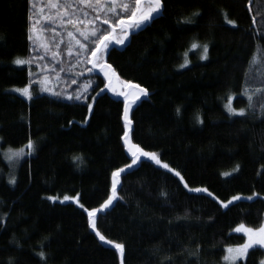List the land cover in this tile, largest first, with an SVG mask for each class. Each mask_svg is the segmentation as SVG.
Here are the masks:
<instances>
[{"label":"trees","instance_id":"16d2710c","mask_svg":"<svg viewBox=\"0 0 264 264\" xmlns=\"http://www.w3.org/2000/svg\"><path fill=\"white\" fill-rule=\"evenodd\" d=\"M69 2L68 13L75 12L77 24H68L67 15L64 24H51L55 32L42 33L49 44L45 51L28 37L49 24L45 16L56 12L49 0H0V137L7 147H22L29 139L38 143L36 153L20 163L14 185L0 153V264H120L115 249L91 230L83 209L47 198L79 193L86 208L99 207L111 194L112 171L131 163L122 139L123 102L108 93L96 95L104 79L87 72L90 64L83 55L77 63L74 42L73 55L67 54V32L83 42L76 29L90 30L105 13ZM163 3L162 16L131 35L123 51L112 48L107 62L122 79L149 92L132 111V141L158 153L189 187H207L214 197L191 192L174 174L141 161L121 176L117 195L123 199L99 213L97 228L107 239L126 245L124 264H221L227 246L245 242L244 235L233 232L239 223L264 222V116L259 108L243 117L224 108L230 95L243 94L249 62L256 58L257 70L264 68V0H252L250 9V0ZM82 19L94 22L79 23ZM60 40L61 55L54 60ZM194 42L209 45L208 59L179 70ZM17 58L30 63L16 65ZM45 67L60 78V87L76 78L69 87L73 91L92 81L90 118L82 101L42 94L37 88L31 100L8 91L26 86L33 77L42 79L48 74ZM247 80L249 87L264 86L258 76ZM234 107L247 109V97L238 96ZM77 156L82 163L74 160ZM237 164L240 170L233 172ZM224 172L232 175L225 177ZM254 193L260 195L228 208L219 204ZM263 259L264 249L255 247L240 264Z\"/></svg>","mask_w":264,"mask_h":264},{"label":"snow or ice","instance_id":"6c2138e0","mask_svg":"<svg viewBox=\"0 0 264 264\" xmlns=\"http://www.w3.org/2000/svg\"><path fill=\"white\" fill-rule=\"evenodd\" d=\"M77 3L82 5H87L93 8V11L99 9L105 13L104 18L100 24H96L90 30H80L76 29L79 32L81 39H77L74 35L73 31L67 32L68 42H67V54L68 56L73 55L72 45L73 42L77 46V51L75 52V56L77 58V63L80 62L81 55L84 56V60L87 64H91L90 68H87L88 73H92L95 70H98L99 73L103 74V79L105 82L104 88H101L96 95H100V93L104 92L107 89L116 97L123 98V120L125 132L122 137L125 145L128 146V151L131 154V163L126 165L125 167H119L112 171L111 173V194L108 198L99 206L92 209H88L84 206V204L80 203V194L77 193L75 196L64 195L62 200L58 196H49L47 197L49 200L56 202L60 200L61 203L64 201L73 200L75 201L81 209H83L87 213L88 224L91 229L96 233L99 240L105 244L111 245L115 251L119 254L120 264H124L126 245L121 242H115L111 239H107L97 228V218L98 214L102 211H106L113 206L114 201L117 199H123L122 197H118L117 188L120 184V178L122 173H125L126 169H131L134 165H137L141 158H147L153 161L157 166L167 170L169 173L174 174L175 177L179 179L184 186V188L188 189L191 192L196 193H206L209 197H212L213 194L209 191L207 187H195L190 188L184 176L180 171L172 168L168 163L162 162L160 155L156 152L146 151L139 144H135L131 141L130 133L132 130L133 121L130 118V113L132 111V107L141 99V97H146L149 95L148 89L142 87L138 83H133L130 80H125L120 77V75L116 72L115 68L107 62V55L109 53V48L113 45L124 46L126 41L129 40L130 36L134 33L142 30V28L151 22H153L161 13L164 3L163 0H76ZM251 3V0H250ZM119 6V11L116 6ZM49 6L51 8H55L56 12L52 15H47L44 17L46 21L49 22L47 25H41L39 31L41 33L52 31L55 32V28H51V24H55L57 20L60 21L61 24L65 23V15L68 16L67 23L75 26L77 24V20L73 19L75 16V12L71 14L68 13V9L71 7V3L69 0H64V4L61 5L60 0H49ZM61 8H63V12H61ZM43 11V9L41 10ZM194 15H199V13H194ZM87 16V13H85ZM94 19H99V17H95ZM255 22V18H253ZM92 19L88 20H80L79 23L82 24H93ZM187 22V21H186ZM36 23H39L37 21ZM227 23L234 24V21L228 20ZM107 25V28L103 27ZM35 27V26H34ZM31 31V29H30ZM29 40H32V35H29ZM64 43L63 40L56 43L55 48L57 51L52 52V58L55 60L57 57L61 55L59 52L60 44ZM41 47L47 51L49 49V44L42 43ZM192 49L201 48V59L207 60L209 53V45L207 43L201 45L199 43H193L191 45ZM40 60H43L44 57L40 56ZM16 65H24L30 63L29 60L17 58L14 60ZM259 61L254 58L249 62L248 71L246 73V82L243 90V95L247 97L248 107L247 109L241 108L236 109L232 106V97H228V102L224 105L225 110L231 116H245L248 111L255 112L257 108H259L260 114L264 115V86L262 87H249L247 77L251 76L255 79L257 76L264 80V68L258 69ZM188 64V60L185 59V63L181 65V67H186ZM60 72L64 71V68L59 69ZM77 75L82 76L83 72L78 73ZM47 80V77H45ZM72 84H76L77 80L72 79ZM92 86L91 80H86L83 86L74 91L71 95H67L68 100L82 101L87 105V111L89 114V118L93 111V104L95 102V96L92 97V103L88 102V93ZM43 91H51L49 88H43ZM14 91L20 93L22 96H25L27 99L31 100L33 97V92L31 90V84L23 88H16ZM54 95H61L60 92L53 93ZM177 114L180 113V109H176ZM197 121L199 123H203V120L197 116ZM87 123V119L85 120ZM25 147L29 150L27 153L25 152V148H20L19 150H9V153L6 154L7 159L11 162L14 160L22 159L25 155H31L32 152L35 151L34 142L29 139L27 145ZM75 161L82 163V157H74ZM240 166L237 164L233 169V172H239ZM232 172H224L223 176L228 177L231 176ZM10 184H15L16 179L14 176L9 178ZM163 196H166L167 193H162ZM259 193H254L253 195H249L244 197L247 200H253L254 196H259ZM218 199V198H214ZM242 197L240 195L232 196L227 202L219 201V204L223 208H228L229 205L233 204L235 201L241 200ZM234 231L236 233H243L246 236V242L240 244L238 246L232 247L229 246L226 249L227 255L223 257L226 264H237L238 261L245 259L248 255L250 249L255 246H260L264 248V222L259 223L256 226L246 225L244 222L238 224L235 227ZM194 254V253H193ZM39 255L43 258L44 252H40ZM260 264H264V260L260 261Z\"/></svg>","mask_w":264,"mask_h":264},{"label":"rangeland","instance_id":"374dc122","mask_svg":"<svg viewBox=\"0 0 264 264\" xmlns=\"http://www.w3.org/2000/svg\"><path fill=\"white\" fill-rule=\"evenodd\" d=\"M32 37H33V40H34V42L36 43V44H38L40 47H41V44L42 43H44V41H43V36H42V33L39 31V29L37 28V29H34L33 30V33H32ZM201 48H196V49H192V47L189 49V51L184 55V58H183V62H182V64H184L185 63V59H187L188 60V64H187V66L186 67H181V65L178 67V69L179 70H181V69H185V68H187V67H189V66H191L194 62H204V61H206V60H203V59H201ZM194 55V59L193 58H191L190 56L191 55ZM25 65V64H24ZM46 71H47V73L48 74H45V76H43V78L41 79L40 77H33L32 79H31V81H30V83L29 84H31V90H32V92H33V89L34 88H37L38 90H39V92L40 93H42V94H47V95H50V96H53V97H62V98H64V99H67L66 97H67V95H71L74 91L73 90H70V86H72L73 84L70 82V83H68V84H65V85H63L62 87H60V78L59 77H57V75H55V74H49V73H52V71H51V69H50V67H45L44 68ZM37 71L39 70L38 69V67H37V69H36ZM45 77H47V80H45ZM71 80L72 79H76V78H70ZM29 84H27L26 86H28ZM26 86H23V87H26ZM23 87H19V86H16V87H12V88H10V89H8V91H10L11 93H13V94H16V95H19V96H21V97H23V98H25L26 100H29V99H27L25 96H22L20 93H18V92H16V91H14V89H16V88H23ZM43 88H49V89H51V91H43L42 89ZM78 90V89H77ZM62 91H64L63 92V94H62ZM55 92H60L61 93V95H59V96H57V95H54L53 93H55ZM231 97H232V106L234 107V102H235V100H236V98L238 97V96H244L243 94L242 95H238V94H232V95H230ZM246 97V96H245ZM68 100V99H67ZM92 103V102H91ZM235 108V107H234ZM242 108H244V109H246L245 107H242ZM239 109H241V108H239ZM264 116V115H263ZM130 138H131V135H130ZM33 142H34V145H35V151L34 152H32V154L31 155H25L22 159H18V160H14V161H9L8 159H7V156H6V154L7 153H9V150H13V151H15V150H19L20 148H25V152L27 153L29 150L25 147V145L24 146H22V147H18V148H15V147H7V146H4L3 145V142H2V139H1V137H0V153L3 155V157H4V160H5V162L9 165V167H10V177L11 176H14L15 177V179H16V176H17V170H18V167H19V165H20V163L23 161V160H25L27 157H30V156H32V155H34L35 153H36V150H37V146H38V143L35 141V140H32ZM131 141H132V139H131ZM133 142V141H132ZM134 143V142H133ZM27 145V144H26ZM128 147V146H127ZM147 159V158H146ZM162 162H164V161H162ZM164 163H166V162H164ZM9 177V178H10ZM190 188H194V187H190ZM196 193V192H195ZM202 194H206V193H202ZM241 197H242V199H244V197H247V196H244V195H240ZM49 197V196H48ZM59 197V196H58ZM212 197H214V195L212 196ZM255 197H257V196H254V198ZM61 198V200H62V198L63 197H60ZM241 199V200H242ZM53 202V201H52ZM56 202H61L60 200H57ZM68 202H71V203H74V204H76V205H78L75 201H73V200H69V201H64L63 203H68ZM225 202H227V201H225ZM236 202V201H235ZM234 203V202H233ZM79 206V205H78ZM235 234H241V235H244L243 233H236L235 231H233ZM245 236V235H244ZM246 236H245V242H246ZM244 242V243H245ZM235 246H238V245H235ZM235 246H232V247H235ZM227 247H229V246H227ZM227 247L225 248V250L227 249ZM255 247H260V246H255ZM254 247V248H255ZM261 248V247H260ZM253 249V248H252ZM262 249H264V248H262ZM251 250V249H250ZM249 250V251H250ZM225 255H227V252L225 251ZM246 259V258H245ZM245 259H242V260H240V261H238L237 262V264H240V262H243ZM264 260V259H263ZM221 264H226V262L224 261V259H222V262H221Z\"/></svg>","mask_w":264,"mask_h":264},{"label":"water","instance_id":"95a60500","mask_svg":"<svg viewBox=\"0 0 264 264\" xmlns=\"http://www.w3.org/2000/svg\"><path fill=\"white\" fill-rule=\"evenodd\" d=\"M251 4H252V0H251V3H249L248 4V8L250 9V7H251ZM163 10H164V7H163V9H162V11H161V13L159 14V16L156 18V19H158L159 17H161L162 16V14H163ZM155 19V20H156ZM152 23V22H151ZM150 23V24H151ZM150 24H148V25H150ZM148 25H146V26H144L142 29H144V28H146ZM130 41H131V36H130V38H129V40L128 41H126V43H125V45L124 46H120V45H113V46H111L110 48H109V51L112 49V48H117L118 50H120V51H123L129 44H130ZM90 67H91V64H90ZM90 74H98V75H100V76H102L103 77V74L102 73H99V71L98 70H95L94 72H92V73H90ZM102 93H108L113 99H115V100H117V101H123V98L122 97H116V96H114L111 92H109L107 89H105V91L104 92H102ZM148 97H149V95L148 96H146V97H141V99L139 100V101H137V103L132 107V111L143 101V100H146V99H148ZM132 111H131V113H130V118H131V114H132ZM123 123H124V120H123ZM132 129H133V124H132ZM126 130V129H125ZM131 132H132V130H131ZM130 135H131V133H130ZM132 139V138H131ZM123 143H124V141H123ZM124 146H125V150H126V153L129 155V157L131 158V154L129 153V151H128V147H127V145H125V143H124ZM141 161H151V160H149V159H146V158H141V160H140V162ZM140 162L137 164V165H134L131 169H126V171H125V173H122V175H124V174H126L127 172H129V171H132L134 168H136L139 164H140ZM151 162H153V161H151ZM154 163V162H153ZM121 175V176H122ZM120 185H121V178H120V184L118 185V188H117V191H118V189H119V187H120ZM115 202V201H114ZM114 204V203H113ZM102 212H104V211H102ZM92 230V229H91ZM93 231V230H92ZM94 232V231H93ZM95 233V232H94ZM95 235H96V233H95ZM97 236V235H96ZM98 239H99V237H97ZM100 241V240H99ZM101 243H103L102 241H100ZM105 246H111V245H108V244H105V243H103Z\"/></svg>","mask_w":264,"mask_h":264},{"label":"bare ground","instance_id":"6f19581e","mask_svg":"<svg viewBox=\"0 0 264 264\" xmlns=\"http://www.w3.org/2000/svg\"><path fill=\"white\" fill-rule=\"evenodd\" d=\"M122 181V180H121ZM99 215V214H98Z\"/></svg>","mask_w":264,"mask_h":264}]
</instances>
